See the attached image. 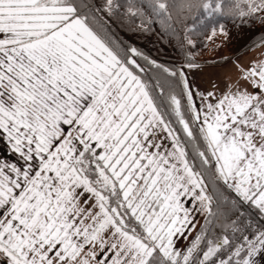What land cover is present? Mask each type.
I'll return each instance as SVG.
<instances>
[{
    "label": "snow or ice",
    "instance_id": "6c2138e0",
    "mask_svg": "<svg viewBox=\"0 0 264 264\" xmlns=\"http://www.w3.org/2000/svg\"><path fill=\"white\" fill-rule=\"evenodd\" d=\"M0 145V264H264V0H0Z\"/></svg>",
    "mask_w": 264,
    "mask_h": 264
},
{
    "label": "trees",
    "instance_id": "16d2710c",
    "mask_svg": "<svg viewBox=\"0 0 264 264\" xmlns=\"http://www.w3.org/2000/svg\"><path fill=\"white\" fill-rule=\"evenodd\" d=\"M225 27L229 35L227 37L224 36V38L215 45H212V43L219 39V36L223 35L217 34L215 37L209 39L208 34L204 33L194 37L197 42V48L195 50L196 62H214L224 57L236 55L244 49L245 45L250 43L254 35L253 31L243 28L238 29L231 22H225ZM139 43L142 48L149 51L153 57L161 62H180L182 60V57L177 54L172 47L159 43L155 36L142 37ZM207 50L212 51V54L218 53V56L212 58ZM225 51L227 52L225 53Z\"/></svg>",
    "mask_w": 264,
    "mask_h": 264
},
{
    "label": "rangeland",
    "instance_id": "374dc122",
    "mask_svg": "<svg viewBox=\"0 0 264 264\" xmlns=\"http://www.w3.org/2000/svg\"><path fill=\"white\" fill-rule=\"evenodd\" d=\"M224 36H219V39H217L212 45L217 44L222 40ZM259 49H255L251 52H247L241 56V61L244 63H247V61L253 57L259 54ZM208 54L212 56V58H215L218 56V53L212 54V51L207 50ZM227 51H225L226 53ZM223 53V52H222ZM221 53V54H222ZM208 56V55H207ZM235 55H232L231 57H234ZM201 65V70L193 71L191 74L193 78L195 79L196 83H198L201 88L208 87L209 86V78L214 72V69L210 67L209 65L212 64V62H197Z\"/></svg>",
    "mask_w": 264,
    "mask_h": 264
},
{
    "label": "crops",
    "instance_id": "0c3cea01",
    "mask_svg": "<svg viewBox=\"0 0 264 264\" xmlns=\"http://www.w3.org/2000/svg\"><path fill=\"white\" fill-rule=\"evenodd\" d=\"M255 50V49H254ZM0 154H4L6 155V149H4V147L2 145H0Z\"/></svg>",
    "mask_w": 264,
    "mask_h": 264
}]
</instances>
